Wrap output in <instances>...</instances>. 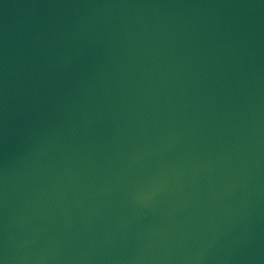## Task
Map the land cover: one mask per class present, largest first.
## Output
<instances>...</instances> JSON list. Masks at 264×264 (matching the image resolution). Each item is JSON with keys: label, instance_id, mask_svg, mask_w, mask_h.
Instances as JSON below:
<instances>
[{"label": "water", "instance_id": "water-1", "mask_svg": "<svg viewBox=\"0 0 264 264\" xmlns=\"http://www.w3.org/2000/svg\"><path fill=\"white\" fill-rule=\"evenodd\" d=\"M0 264H264V0H0Z\"/></svg>", "mask_w": 264, "mask_h": 264}]
</instances>
